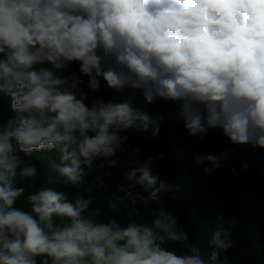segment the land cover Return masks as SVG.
<instances>
[{
	"label": "clouds",
	"instance_id": "clouds-1",
	"mask_svg": "<svg viewBox=\"0 0 264 264\" xmlns=\"http://www.w3.org/2000/svg\"><path fill=\"white\" fill-rule=\"evenodd\" d=\"M101 80L119 100L89 103ZM129 89L146 105L174 104L168 118L182 121L189 136L222 129L234 145L264 149V0H0V93L14 113L0 123V264H229L221 257L232 247L224 225L234 220L217 216L205 258L172 212L148 207L178 191L153 174L151 157L126 173L108 201L113 212L131 208L128 223L89 211L92 199L81 193L107 188L111 176L89 181L94 162L115 167L128 140L122 133L151 128L155 137L164 120L134 106ZM52 149L60 162L51 169L78 190L74 199L50 186L26 196L17 187V177H37L20 153ZM227 156L195 159L211 173ZM22 198L30 211L15 207ZM171 242L186 251L170 250Z\"/></svg>",
	"mask_w": 264,
	"mask_h": 264
},
{
	"label": "trees",
	"instance_id": "trees-1",
	"mask_svg": "<svg viewBox=\"0 0 264 264\" xmlns=\"http://www.w3.org/2000/svg\"><path fill=\"white\" fill-rule=\"evenodd\" d=\"M70 71L78 73L79 65L71 64ZM83 79L81 87L87 92L88 78ZM126 95H133L134 106L143 108L150 116L160 114L164 116V120L155 137L151 128L147 132L130 129L127 133H122L128 136V140L112 158L117 161L115 167H109L106 159L94 162L93 171L87 178L89 181L95 175L111 173V176L105 179L107 188H93L91 193H81L85 198L92 199L89 211L99 209L101 215L97 219L103 222L115 218L124 224L128 223L127 212L131 208L126 211L120 205L118 211L113 212L108 207V201L117 185L125 180L126 173L151 157L153 174L158 175L160 180L177 185L178 191L161 194L156 201L150 202V209L172 212L178 227L188 233V244L200 248L201 255L205 258L212 250L208 240L215 229L217 216H223L226 222L234 220V226L229 227L227 223L224 225L231 233L232 247L223 252L221 257H228L229 264H264V149L253 148L251 145H234L224 136L222 129H209L203 138L189 136L182 121L168 118L169 112L176 111L174 104L159 101L146 105L141 93L131 89ZM95 97H102L105 101L120 99L118 94L106 87L103 80L99 91L94 94L89 92V103ZM13 115L10 97L0 93V123ZM136 149L139 152L134 160H129ZM225 152L228 156L220 161L221 167L211 173L204 172V168H211L209 163H196L197 156H221ZM20 156L25 163L34 164L37 169L34 181L17 177V187L26 189L25 196L42 186H50L65 192L69 199L76 197L78 190L71 185H63L51 169L53 160L60 162V152L57 149L35 152L32 157H25L22 153ZM99 164H104L105 167L99 169L96 167ZM245 164L247 168L242 167ZM137 191L142 189L138 188ZM173 195L176 196L175 200L170 199ZM15 207L30 211L23 198ZM136 207L141 212L144 211L142 205ZM132 218L138 222L140 220L139 217ZM148 220L150 222L151 218ZM167 247L175 249L178 254L186 251L182 242H171Z\"/></svg>",
	"mask_w": 264,
	"mask_h": 264
}]
</instances>
